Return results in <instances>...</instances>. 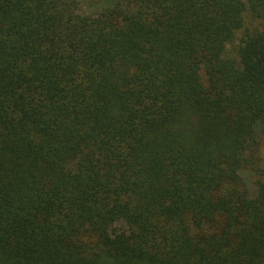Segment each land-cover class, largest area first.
<instances>
[{
	"label": "trees",
	"instance_id": "1",
	"mask_svg": "<svg viewBox=\"0 0 264 264\" xmlns=\"http://www.w3.org/2000/svg\"><path fill=\"white\" fill-rule=\"evenodd\" d=\"M93 3L0 0V264H264V0Z\"/></svg>",
	"mask_w": 264,
	"mask_h": 264
},
{
	"label": "rangeland",
	"instance_id": "2",
	"mask_svg": "<svg viewBox=\"0 0 264 264\" xmlns=\"http://www.w3.org/2000/svg\"><path fill=\"white\" fill-rule=\"evenodd\" d=\"M81 5H82V8L84 9V11H87V12H90L93 10L94 6L91 5V3H93V1H100V0H79ZM94 4V3H93ZM90 6H93V7H90ZM244 180L246 181V183L248 184V182H250L249 186H250V190L252 191L253 190V186L251 184V179L248 178V174L246 172H244L242 174ZM121 229L120 226H117V229Z\"/></svg>",
	"mask_w": 264,
	"mask_h": 264
}]
</instances>
